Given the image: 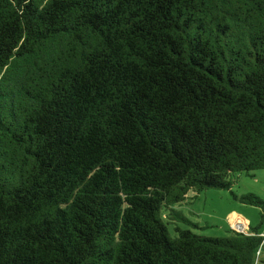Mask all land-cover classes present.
<instances>
[{
  "label": "trees",
  "instance_id": "16d2710c",
  "mask_svg": "<svg viewBox=\"0 0 264 264\" xmlns=\"http://www.w3.org/2000/svg\"><path fill=\"white\" fill-rule=\"evenodd\" d=\"M260 168L264 0H0V264H255L168 224Z\"/></svg>",
  "mask_w": 264,
  "mask_h": 264
},
{
  "label": "rangeland",
  "instance_id": "374dc122",
  "mask_svg": "<svg viewBox=\"0 0 264 264\" xmlns=\"http://www.w3.org/2000/svg\"><path fill=\"white\" fill-rule=\"evenodd\" d=\"M247 192L256 193L264 199V168L237 173L230 189L206 188L198 193L190 191L188 193L190 197L174 204L173 207L190 223H195L196 227L176 218L173 223L168 224V229L173 234V226L177 224L199 234L224 236L228 234L229 228L242 231L248 225L256 226L259 222L260 209L255 205L239 202L233 196ZM239 216L247 220V223ZM258 229L264 231V221ZM255 264H264V247L256 255Z\"/></svg>",
  "mask_w": 264,
  "mask_h": 264
},
{
  "label": "crops",
  "instance_id": "0c3cea01",
  "mask_svg": "<svg viewBox=\"0 0 264 264\" xmlns=\"http://www.w3.org/2000/svg\"><path fill=\"white\" fill-rule=\"evenodd\" d=\"M239 218L241 219L242 217H241V216H239ZM242 219L244 220V222H246V223H247V220H245L244 218H242ZM257 261H259V259H258Z\"/></svg>",
  "mask_w": 264,
  "mask_h": 264
},
{
  "label": "built area",
  "instance_id": "2783aa9c",
  "mask_svg": "<svg viewBox=\"0 0 264 264\" xmlns=\"http://www.w3.org/2000/svg\"><path fill=\"white\" fill-rule=\"evenodd\" d=\"M262 235H263V238H264V233Z\"/></svg>",
  "mask_w": 264,
  "mask_h": 264
}]
</instances>
